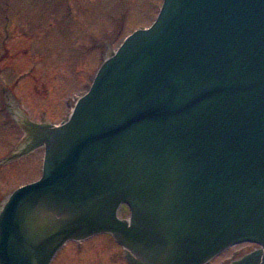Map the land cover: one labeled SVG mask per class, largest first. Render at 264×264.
I'll return each mask as SVG.
<instances>
[{
  "label": "water",
  "instance_id": "95a60500",
  "mask_svg": "<svg viewBox=\"0 0 264 264\" xmlns=\"http://www.w3.org/2000/svg\"><path fill=\"white\" fill-rule=\"evenodd\" d=\"M5 93L32 141L7 157L46 154L2 206L0 264L100 233L130 264H209L243 242L263 250L232 264H264V0H165L60 126Z\"/></svg>",
  "mask_w": 264,
  "mask_h": 264
},
{
  "label": "rangeland",
  "instance_id": "374dc122",
  "mask_svg": "<svg viewBox=\"0 0 264 264\" xmlns=\"http://www.w3.org/2000/svg\"><path fill=\"white\" fill-rule=\"evenodd\" d=\"M163 0H0V159L25 137L9 89L33 121L59 125L124 38L155 20ZM44 149L0 166V210L18 187L42 175ZM254 246L237 245L209 264H230ZM110 235L65 245L51 264H128Z\"/></svg>",
  "mask_w": 264,
  "mask_h": 264
},
{
  "label": "flooded vegetation",
  "instance_id": "af4514ba",
  "mask_svg": "<svg viewBox=\"0 0 264 264\" xmlns=\"http://www.w3.org/2000/svg\"><path fill=\"white\" fill-rule=\"evenodd\" d=\"M113 241V240H112ZM251 246H254L251 250H253V249H255L256 248V245H251ZM251 250H249V251H251ZM248 252V251H247ZM246 253V252H245ZM122 254H124V251L122 252ZM121 254V255H122Z\"/></svg>",
  "mask_w": 264,
  "mask_h": 264
}]
</instances>
